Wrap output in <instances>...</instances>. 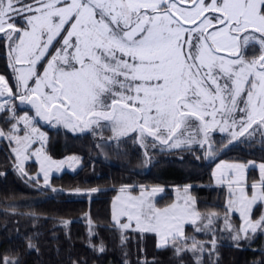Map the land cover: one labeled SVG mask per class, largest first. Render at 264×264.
Here are the masks:
<instances>
[{
	"label": "snow or ice",
	"instance_id": "obj_1",
	"mask_svg": "<svg viewBox=\"0 0 264 264\" xmlns=\"http://www.w3.org/2000/svg\"><path fill=\"white\" fill-rule=\"evenodd\" d=\"M0 44L15 81L10 85L0 75V113L9 125L0 128V138L9 142L22 176L28 175L25 162L35 157L44 186L53 169L78 158L56 161L46 153L41 120L72 132L108 128L111 139L131 136L145 148L195 143L206 146L208 157L216 154L213 132L227 133L225 147L244 143L241 138L251 142L257 132L264 137V0H0ZM20 105L34 114H18ZM37 141L40 147L31 150ZM249 167L256 165L221 162L213 172L228 188L222 230L234 233L236 247L250 233L264 232V212L254 218V208L264 205V163L250 185ZM134 188L122 185L112 202L121 244L129 231L151 233L157 249H171L179 264L188 253L203 264L204 243L185 227L212 232L219 214L198 211L188 187L165 207L155 200L164 189L139 186L133 195ZM233 212L239 228L229 219ZM209 244V257L218 256L214 232ZM27 247L36 248L31 237ZM0 264L20 261L5 256Z\"/></svg>",
	"mask_w": 264,
	"mask_h": 264
},
{
	"label": "trees",
	"instance_id": "obj_2",
	"mask_svg": "<svg viewBox=\"0 0 264 264\" xmlns=\"http://www.w3.org/2000/svg\"><path fill=\"white\" fill-rule=\"evenodd\" d=\"M0 75L9 79L12 70L8 66L6 49L0 44ZM0 113V128L8 130ZM48 141L45 151L54 159L78 157L80 168L74 173L55 176L50 186H44L37 178V165H25L27 176H22L14 167L15 157L8 147L9 142H0V257H18L20 264H179L172 250H158L156 237L129 231L126 244H121L120 232L112 224L111 204L122 185L160 187L165 195L158 199L157 206L164 207L174 200L176 191L188 187L196 201L195 207L202 214H219L213 231L196 232L194 226L186 233L204 243L203 264H264V232L250 234L241 240L240 247L231 239L233 232L224 229L228 190L214 184L212 170L220 161L264 163V139L227 145L228 138L214 135L217 156L209 160L200 148L167 150L166 146L143 151L139 142L131 136L120 140L101 141L91 132L71 133L62 129L44 126ZM152 147V146H151ZM199 157V158H198ZM257 172L251 171L249 185L258 180ZM38 179V183L36 182ZM52 188L57 192H52ZM99 188L88 195H77L74 189ZM63 191H59V190ZM264 212V206L254 208V218ZM236 228L241 225L237 215L228 213ZM89 218L92 223L89 224ZM64 221H71L65 224ZM203 223H206L204 221ZM203 224H201V227ZM217 240V253L209 257V241ZM36 248L27 247L28 238ZM190 242V241H189ZM103 243L104 252L99 251ZM95 245V247H93ZM185 264H195L191 253Z\"/></svg>",
	"mask_w": 264,
	"mask_h": 264
},
{
	"label": "rangeland",
	"instance_id": "obj_3",
	"mask_svg": "<svg viewBox=\"0 0 264 264\" xmlns=\"http://www.w3.org/2000/svg\"><path fill=\"white\" fill-rule=\"evenodd\" d=\"M11 85V84H10ZM17 104H19V101H17L16 102ZM25 110H27V111H29V114L30 115H32V114H34L33 112H32V110H30V107L29 106H27V105H20L19 106V109H18V114H23V111H25ZM38 126L40 127V129H41V131L42 132H44V133H46V135H47V131L45 130V128H44V126H48L49 128H52V129H62V130H66V131H68V132H71V133H79V132H72V131H70L69 129H66V128H64L63 126H61V125H55V126H53V125H49L48 123H46L45 121H39V123H38ZM91 132H93V133H95L98 137H99V139L101 140V141H112L113 139H111V137H112V133H111V131H110V129H108V128H104V127H100V128H96L94 131H91ZM214 135H221V136H225V137H227L228 138V136H227V133H221V132H219V131H216V132H213V133H211L210 134V137H211V142H212V145H213V150L215 151V156L214 157H208L207 156V158L209 159V160H214L215 158H216V156H217V148H216V145H215V142H214ZM264 139V137H262L258 132L254 135V137L252 138V140H254V139ZM1 139L2 138H0V142H1ZM242 140H244V139H246V138H241ZM238 142V141H237ZM235 143V142H234ZM157 145H159L158 143H157ZM156 145V146H157ZM40 147V143H39V141H37L35 144H33V146H32V149L31 150H35L36 148H39ZM153 147H151V143H149L148 144V146L145 148V147H142V149H143V151H148V150H151ZM194 148H200V149H203L205 152H206V146L205 147H200L198 144H195V143H193V144H191L190 146L189 145H185V146H182L181 148H179V149H194ZM166 149L167 150H179V149H168L167 147H166ZM30 150V151H31ZM47 153V152H46ZM48 154V153H47ZM49 155V154H48ZM50 156V155H49ZM67 158L68 157H65V158H63V159H59V160H57V159H54V158H52L53 160H56V161H61V160H67ZM78 158V157H77ZM221 162H225V163H242V162H236V161H220V162H218L216 165H215V167L213 168V170H212V179H213V182H214V184H216V185H218L217 183H216V178L213 176V172L216 170V168H217V165L218 164H220ZM250 162V161H249ZM251 162H254L255 163V165H256V167L255 168H253V167H249L248 169H247V171H246V176H247V183H249V177H250V172L251 171H256L257 173L256 174H258V177H259V168H258V165L260 164V163H258V162H255V161H251ZM30 163H35L36 165H37V173H36V176H37V174L39 173V168H40V165H39V163L36 161V159H35V157H32L30 160H28V161H26L25 162V165H27V164H30ZM71 164V166H69ZM80 159L78 158V162H66L64 165H63V167L59 170V171H56L55 169H53V171L50 173V176H49V184H50V182H51V180H52V178L53 177H55V176H61L62 174H64V173H74V172H76L77 170H78V168H80ZM243 164H248V163H243ZM24 165V166H25ZM37 178H40L41 179V181L43 182V176H42V174H40ZM260 178V177H259ZM259 178H258V180H259ZM257 180V181H258ZM218 186H225L226 188H227V185L226 184H224V185H218ZM227 190H228V188H227ZM249 192H250V190H249ZM120 193H119V191H118V193L116 194V196H118ZM132 194L133 195H138L139 194V191H137V192H132ZM165 195V191H163V192H161V193H157V195H156V197H155V200L157 201L158 199H160V198H162L163 196ZM187 195H190V194H188L187 193ZM115 196V197H116ZM183 197V196H185V193H184V191H176L175 193H174V200H173V202H171L170 204H172V203H174V202H177V197ZM115 197H114V199H115ZM228 197H229V193H228ZM113 199V200H114ZM227 200H228V198H227ZM113 202V201H112ZM169 205V204H168ZM226 205H227V201H226ZM167 206V205H166ZM264 206V205H263ZM159 207V206H158ZM165 207V206H164ZM230 214H233V215H237V216H239V213L238 212H233V213H230ZM111 217H112V204H111ZM240 218V217H239ZM111 220H112V218H111ZM242 223V222H241ZM112 224L114 225V222H113V220H112ZM191 225H186V227H185V231H186V228L187 227H190ZM146 234H151V233H146ZM251 234V233H250ZM151 235H154V234H151ZM156 244H157V237H156Z\"/></svg>",
	"mask_w": 264,
	"mask_h": 264
}]
</instances>
